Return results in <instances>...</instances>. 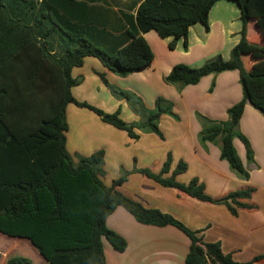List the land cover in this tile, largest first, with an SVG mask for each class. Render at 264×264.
I'll return each instance as SVG.
<instances>
[{"label": "trees", "instance_id": "trees-1", "mask_svg": "<svg viewBox=\"0 0 264 264\" xmlns=\"http://www.w3.org/2000/svg\"><path fill=\"white\" fill-rule=\"evenodd\" d=\"M222 0H144L135 24L127 32L126 45H111L97 27L100 7H89L81 0H0V234L29 240L45 264H106L104 241L118 253L126 251L127 241L107 227V218L124 208L146 226L174 227L191 241L185 264L238 263L223 252L220 243H206L201 232L193 231L172 215L144 207L119 191L126 178L113 186L104 184V151L80 157L75 163L67 150V108L74 104L95 113L104 123L127 132L133 140L139 133L162 137L159 120L173 115L172 107L159 98L155 110L143 122L126 123L121 110L107 114L89 103L77 101L72 93L81 84L72 72L86 58L98 59L107 71L126 78L149 67L154 54L143 34L154 31L162 39L172 38L170 50L179 40L188 48L189 29L203 25L209 31V13ZM238 5L243 28L240 43L229 61L221 55L200 68L177 65L166 82L181 87L194 86L208 76L231 71L240 75L243 99L229 109V123H213L202 132V140L221 139V158L244 180L249 174L241 163L234 140L246 147L248 159L253 151L238 126L248 102L264 116V44L247 38V25L254 20L264 42V0H227ZM251 46V49H250ZM245 53L253 63L245 67ZM248 61V62H250ZM121 93L127 103L135 96ZM214 87V84H213ZM213 87L211 92L213 91ZM134 112L144 109L140 101ZM140 107V108H139ZM171 158L160 174L139 172L158 184L173 188L203 203L225 205L234 216L239 210H252L254 188L237 191L222 199L206 194L199 180L188 185L176 180L187 170L180 163L170 178ZM7 264H32L26 258H11Z\"/></svg>", "mask_w": 264, "mask_h": 264}, {"label": "crops", "instance_id": "crops-1", "mask_svg": "<svg viewBox=\"0 0 264 264\" xmlns=\"http://www.w3.org/2000/svg\"><path fill=\"white\" fill-rule=\"evenodd\" d=\"M84 1L89 7H100L96 21L100 24L97 27L110 44L126 45L127 32L135 24L138 8L144 0ZM251 23L256 21L252 20L247 25L250 41ZM242 28L238 5L222 0L209 13V31L201 24L189 29L187 49L184 40H179L175 49L170 50L172 38L162 39L154 31L143 34L154 54V61L146 69L126 78L107 71L98 59L86 58L84 65L72 72L75 79L82 80L72 90L77 101L89 103L107 114L120 109L121 119L129 124L145 121L155 110L159 98L172 107L173 115L161 116L159 130L162 137L140 132V138L133 140L127 132L104 123L92 111L71 104L67 108V150L75 163H79L80 157L104 151L105 176L102 180L106 186L111 187L115 181L125 177V182L118 188L124 195L146 208L172 215L189 229L201 232L206 243H220L223 252L238 263H250L262 256L255 264H264V116L248 102L238 126L253 151L252 160H249L243 142L238 138L234 140L237 155L249 174V180H244L222 160L220 138L215 142L201 139L203 130L211 124L230 122L229 109L243 99L239 72L208 76L199 84L187 87L166 82L177 65L200 68L217 55L229 61L231 51L240 43ZM256 33L260 39L259 29ZM257 43L264 44L263 40ZM244 62L246 69L250 70L253 63ZM104 80L111 87L138 98L144 105V109H139L141 113L132 111L126 100L113 98L112 90ZM200 117L211 124H204ZM169 157L170 172L164 178H170L182 162L187 165V170L176 176L179 183L188 185L197 179L213 199L254 188L252 200L246 203L257 208L241 209L234 216L225 205L200 202L139 172L150 170L160 174ZM106 224L128 244L125 252L118 253L104 241L106 264L186 262L191 241L174 227L142 225L121 207L107 218ZM8 238L28 244L34 255H38L34 264L46 263L29 240Z\"/></svg>", "mask_w": 264, "mask_h": 264}, {"label": "rangeland", "instance_id": "rangeland-1", "mask_svg": "<svg viewBox=\"0 0 264 264\" xmlns=\"http://www.w3.org/2000/svg\"><path fill=\"white\" fill-rule=\"evenodd\" d=\"M256 23L250 24V29L252 31V36H251L252 41H250V42H252V43H257V41L263 40L262 38L259 39V35L256 33L258 28H259L258 24H256ZM260 36H261V33H260ZM250 49H251V46H250ZM245 58L249 59L246 61V63L248 64V61H250V54L245 53ZM113 88L116 89L115 87H113ZM116 91L121 92L118 89H116ZM110 92H112V91H110ZM111 95L113 96V98L118 99L120 101L126 100L121 95V93H119L117 95H115L114 93H111ZM133 99L134 100L131 101V103H132L131 105H129V103H127V105L129 106V108L131 110H132V108L136 109L138 107L136 105V103L134 102V101H139L138 98L133 97ZM132 111H134V109ZM37 257H38V255H34V252L29 248L28 244L25 245V244L19 243V241H17V240H12V239L0 234V264H5V262L11 258H26V259L30 260L32 262V264H34L37 261Z\"/></svg>", "mask_w": 264, "mask_h": 264}]
</instances>
